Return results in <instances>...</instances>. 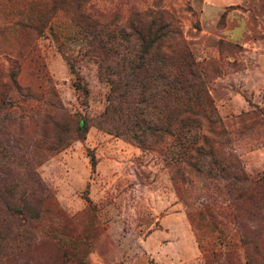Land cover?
Returning a JSON list of instances; mask_svg holds the SVG:
<instances>
[{
    "label": "rangeland",
    "instance_id": "obj_1",
    "mask_svg": "<svg viewBox=\"0 0 264 264\" xmlns=\"http://www.w3.org/2000/svg\"><path fill=\"white\" fill-rule=\"evenodd\" d=\"M37 2L0 0V82L9 85L12 69L16 82L31 92L50 86L68 112L97 115L107 86L62 12L34 40L35 57L14 53L26 43L15 20L36 12ZM155 3L178 21L227 132L222 151L236 157L248 176L263 173L264 0H88L86 10L104 17L117 12L124 19ZM69 64L85 92L74 87ZM26 125L32 132L31 123ZM180 165L171 163L164 148L141 149L90 126L83 139L71 140L33 167L48 195L33 219L29 254L36 264H77L70 241L86 238L82 264H244L222 183L186 171L180 183ZM197 209L223 223L219 239L204 227ZM205 251H214V259Z\"/></svg>",
    "mask_w": 264,
    "mask_h": 264
},
{
    "label": "trees",
    "instance_id": "obj_2",
    "mask_svg": "<svg viewBox=\"0 0 264 264\" xmlns=\"http://www.w3.org/2000/svg\"><path fill=\"white\" fill-rule=\"evenodd\" d=\"M87 1L38 0L36 12L15 20L26 43L14 53L26 60L35 57L34 40L62 12L83 39L84 53L95 62L107 92L103 109L89 117L68 112L50 86L31 92L16 82L12 69L9 85L0 82V264H18L19 259L36 264L28 252L35 242L33 219L48 194L33 167L71 140L83 139L90 126L141 149L164 148L171 163L183 168L180 183L184 171L220 181L244 264H264V172L250 177L236 157L222 151L227 132L173 13L155 3L124 19L117 12L104 17L87 11ZM70 71L74 87L85 92L72 66ZM89 163L94 166L92 156ZM196 215L219 239L223 223L201 209ZM70 243L71 256L82 264L81 255L89 249L86 238ZM205 253L214 259V251Z\"/></svg>",
    "mask_w": 264,
    "mask_h": 264
}]
</instances>
